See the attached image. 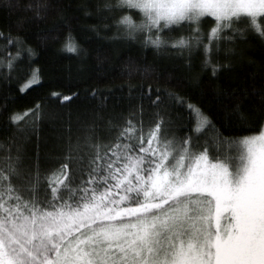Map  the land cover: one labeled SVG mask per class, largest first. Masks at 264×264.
<instances>
[{"label":"snow or ice","instance_id":"snow-or-ice-1","mask_svg":"<svg viewBox=\"0 0 264 264\" xmlns=\"http://www.w3.org/2000/svg\"><path fill=\"white\" fill-rule=\"evenodd\" d=\"M3 7L23 13L21 26L52 21L44 40L60 39L67 27L61 49L79 53L74 18L61 0H5ZM78 7L92 15L87 3ZM95 9L98 19L111 21L104 28L114 26L109 39L139 41L189 67L202 52L214 78L231 67L237 38L253 34L264 42V0H97ZM89 27L100 35L98 25ZM0 41L7 80L23 53L30 59L35 52L20 36L0 32ZM222 41L224 63L212 59ZM104 59L98 55V65ZM152 71L132 60L120 69L129 78ZM38 82L39 70L30 68L19 92ZM137 91L140 103L109 113V95L93 88L90 117L75 133L67 124L43 156V105L8 114L14 132L0 140V264H264V81L250 91L217 89L212 99L224 109L222 126L177 91L130 85V100ZM76 95L51 93L62 103ZM246 99L258 129L225 135L224 126L249 124ZM31 134L34 153L24 143Z\"/></svg>","mask_w":264,"mask_h":264},{"label":"trees","instance_id":"trees-1","mask_svg":"<svg viewBox=\"0 0 264 264\" xmlns=\"http://www.w3.org/2000/svg\"><path fill=\"white\" fill-rule=\"evenodd\" d=\"M20 2L26 4L29 0ZM96 2L97 0H61L62 5L66 6V14L74 18L70 27L80 46L79 53L75 54L63 51L60 46L64 33L68 31L67 27L64 33L60 34V39L44 40L43 34L52 21L25 22L21 26L18 20L23 13L19 10L5 9L3 7L5 0H0V32L5 36L9 34L13 37L20 36L25 42V47L30 46L35 52L30 59L26 51L23 53V58L17 63L9 79L5 80L0 75V140H6L13 135L14 128L6 127L10 112H23L40 102L45 112V118L38 127L43 156L44 151L56 143L57 137L65 133L67 124L71 123L75 133L78 122L86 121L90 117L96 107V100L90 95L93 88L109 95L107 112L120 113L126 111L130 104L140 103L138 91L131 100L129 99L130 85L135 86L137 90L143 87L146 91L151 84L153 91L157 87L161 90L168 88L177 91L193 104H197L218 126H222L224 109L212 99L217 89L231 91L233 88L247 87L250 91L252 84L259 85L264 81V42L253 34L247 35L243 40L237 38L234 43V54L230 57L231 67L222 69L214 78L211 68H206L202 64V52L193 53L189 67L181 57L164 52L158 54L150 45L144 47L139 41L109 39L115 30L114 26L103 27L104 23L110 24L111 21L97 18ZM84 3L90 6L92 15H83L78 6ZM90 25H98L100 35L92 31ZM207 28L208 25H205V31ZM142 39L141 36L140 40ZM16 50V45L13 44L11 52L15 53ZM98 55L105 57L103 63L99 65ZM212 59L225 62L223 41L219 53L214 51ZM127 60L150 66L153 71L148 76L133 75L129 78L127 75H121L120 69ZM30 68L39 70V82L22 94L19 92V85L27 75H30ZM177 81L181 82L178 87L175 86ZM201 88H207V95L201 94ZM53 91L64 95L75 92L78 95L62 103L52 98ZM145 107L148 109L146 102ZM243 109L249 116V124L244 127L239 123L224 126L222 131L225 135H243L258 129L259 121L251 99L245 100ZM145 118H148L147 112ZM187 120L185 110L183 121L187 123ZM20 135L22 137L23 133ZM36 139L37 135L31 134L24 141L30 153H34Z\"/></svg>","mask_w":264,"mask_h":264}]
</instances>
